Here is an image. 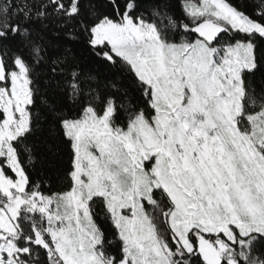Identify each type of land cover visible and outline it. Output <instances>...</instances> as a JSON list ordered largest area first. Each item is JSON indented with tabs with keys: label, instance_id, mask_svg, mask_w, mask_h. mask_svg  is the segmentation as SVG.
<instances>
[{
	"label": "rangeland",
	"instance_id": "374dc122",
	"mask_svg": "<svg viewBox=\"0 0 264 264\" xmlns=\"http://www.w3.org/2000/svg\"><path fill=\"white\" fill-rule=\"evenodd\" d=\"M183 3L191 9L189 15L182 7L193 29L204 37L216 32L222 18L237 22L222 0ZM105 38L150 90L154 114L147 119L138 113L121 129L110 125L112 102L101 115L86 107L80 118L68 120L74 152L70 190L28 191L9 143L20 131L9 130L8 123L29 97L26 68L16 58L8 92L0 85L6 115L0 155L16 172H0V249L11 254L0 264H18L15 253H28L29 244L45 248L49 264H110L97 248L100 234L89 209L95 196L122 242L117 264H173L172 254L190 253L193 239L211 260L213 245L231 235L230 225L264 223V118H245L243 88L229 84L226 71L221 75L229 45L198 36L166 42L153 24L132 23L127 13L119 21L104 20L97 39ZM153 189L162 190L172 207L156 202Z\"/></svg>",
	"mask_w": 264,
	"mask_h": 264
},
{
	"label": "trees",
	"instance_id": "16d2710c",
	"mask_svg": "<svg viewBox=\"0 0 264 264\" xmlns=\"http://www.w3.org/2000/svg\"><path fill=\"white\" fill-rule=\"evenodd\" d=\"M222 1L237 12L248 14L253 12L256 2V0ZM58 2L64 5V11H56L50 0H15V7H22L28 3L34 9L27 24L30 29L28 36L20 34L13 36L8 28L11 22L19 23L23 29L25 24L23 15L12 17L10 10L8 17L0 18V31L7 32V37L0 39V54H3L1 69L7 73L14 70L15 59L19 58L25 65L28 79L31 80L30 87L33 94L31 98L34 100V103L27 108L31 113V132L17 140L14 152L16 158L17 155L19 156V165L22 166L24 175L28 177L26 189L36 190L42 195L62 193L70 190L72 186L74 152L71 141L65 140L60 126L61 120L80 118L86 107H91L97 115H101L109 102L113 105L110 116V125L113 128L125 129L129 121L138 113L147 119L154 114L151 93L146 84L122 58L119 57L116 65L111 66L95 56L87 44L88 36L81 28V21L86 25L95 23L101 17L119 21L125 12L116 15L115 8L120 5L131 7L133 3H137L139 7L134 13L136 22L140 20L153 24L162 40L172 43L181 40L192 42L197 37L193 32L184 30L186 25L193 29V24L181 7V0H111V5L110 0H80V12L74 16L67 15L75 6L74 0H58ZM43 4L49 6L44 9L45 17L39 19L35 13L40 11ZM3 6H5L3 0H0V7ZM24 10L27 11V8ZM154 12L158 15H154ZM93 13L96 15L93 16ZM128 17L132 20L131 15ZM238 39L246 40L247 37L238 33L231 35L226 33L215 37L213 43L226 46ZM35 44L42 46V55L45 56L39 64L35 62V53L32 51ZM256 57L258 68L253 74H246L245 80L253 82L257 90L255 93L249 91L246 96L243 89L242 104L245 113H256L264 109L259 86L264 82V41L259 39ZM53 59L60 61L59 66H56L55 74L51 71L54 67L51 63ZM73 70L80 73L76 77L80 94L70 100L68 93L72 91L69 84ZM89 76L95 79L86 80L85 78ZM252 97L256 100L255 107L250 106ZM42 99L47 103H43ZM27 148L32 149L31 153L26 150ZM29 156L32 158L31 162ZM152 195L156 202L165 205L166 208L172 207L162 190L153 189ZM145 208L149 209L147 204ZM89 209L100 234L97 247L99 253L106 262L117 264L123 257L122 242L102 198L92 197L89 201ZM158 219L166 225L167 234L172 235L166 217L162 216ZM193 244L196 245L194 239ZM29 245L27 255L16 256L18 264H49V256L45 248ZM183 253L182 257L179 254H172L173 264H177L178 261L180 264L184 261L187 264H202L199 255L184 251ZM54 258L56 259L55 256ZM257 264H260V261H257Z\"/></svg>",
	"mask_w": 264,
	"mask_h": 264
},
{
	"label": "snow or ice",
	"instance_id": "6c2138e0",
	"mask_svg": "<svg viewBox=\"0 0 264 264\" xmlns=\"http://www.w3.org/2000/svg\"><path fill=\"white\" fill-rule=\"evenodd\" d=\"M5 6L0 7V18L8 17L9 11L11 10L12 17L17 15H23L25 19V24L23 29H21V25L19 23L12 24L9 22L8 28L12 32V35L15 36L17 34L28 36L30 35V29L27 24L31 19L34 9L31 4L25 3L22 7H15V0H3ZM52 6H54L56 11H64V5L59 3L58 0H50ZM80 0H74V7L68 11L67 15L74 16L80 12L79 7ZM111 5V0H110ZM48 4H43L40 7V11L36 12L35 15L39 19H43L46 15L44 9L47 8ZM139 7V4L133 3L129 8L125 5H120L115 8L116 15H120L121 12H125L128 15L132 16V23L136 22V16L134 15L135 9ZM181 7H184L185 10L191 15V9H188L183 0H181ZM27 8V11L24 9ZM235 14L236 21L233 22L229 18L224 19V23L217 26L216 32L213 33L212 36L204 37L201 33L196 32L195 29L190 28L189 26H185V31H191L193 34L197 35L201 39H207L210 43L213 42L214 38L219 35L238 33L244 37H247L246 40L238 39L235 40L234 43L226 47L224 53L223 64L225 68L221 71V75H224V71L228 73L225 77V80L232 84L234 81L236 82L235 86L245 89V95L251 93H255L257 90V86L253 84L251 81L245 80L246 74H253L258 68V62L256 57V48L257 41H264V0H256L253 6V12L251 14L244 12H237L234 8L232 9ZM154 15H158V13H153ZM93 16L96 14L93 13ZM109 17H101L95 23L91 25H86L81 21V28L87 34L88 40L87 44L93 50L95 56H97L104 63L115 66L118 62L120 54L113 50L111 44L105 38L104 40L97 39V29L98 27H103L104 20H109ZM46 27V25H44ZM7 37L6 31H0V39H4ZM42 39V38H41ZM127 40V37H124ZM183 39V37L181 38ZM135 43V41H133ZM32 51L35 53V62L37 64L41 63L45 56L42 55V46L40 44H35L33 46ZM215 51V49H213ZM2 57L3 54H0V66H2ZM51 63L54 65L51 71L53 74L56 73L57 67L60 64L59 60L53 59ZM64 70L61 68V72ZM80 73L76 70H73L70 74L71 83L69 87L72 89L68 93V98L70 100L75 99L80 94V86L76 81V77H78ZM86 80H93L95 77L89 76L85 78ZM10 81L8 79L7 71L4 72L3 77H0V85H3V91L5 93L8 92V85ZM31 80L27 81V92L29 93V97L27 99L25 107L16 111L13 114L11 122L8 123L9 130L13 128H18L20 131V135L15 136L9 143L13 147V151H15V145L17 140L21 138V136H26L31 132V113L27 110L29 106L34 103V100L31 98ZM260 93H261V103H264V82L260 85ZM18 95L22 94V92H18ZM43 103H47L46 100L42 99ZM250 106H256L255 97H252L250 100ZM245 115V118L251 120L254 116H259L260 118H264V111H259L258 113H248ZM57 115H59L57 113ZM21 119L23 121L21 125ZM6 121L5 110L2 105H0V122ZM71 122L68 120H61L60 126L63 130V134L65 140L71 141V136L68 132V126ZM2 127V125H0ZM2 145V142H0ZM29 153H31L32 149H26ZM4 151L2 146H0V152ZM29 160L31 162L32 158L29 156ZM17 163H19V156L17 155ZM21 171L23 172V168L21 166ZM0 172H4L7 175L15 176L16 172L13 169L12 165L8 162V158L4 155H0ZM25 180H28L27 175L25 174ZM229 232L231 235L225 234L223 242H217L216 245H213L214 251L216 255L213 259H209L202 252H200L195 244H193L192 249L190 250V254L194 253L201 257L202 264H257V261H260V264H264V223H253L249 222L247 227H242L239 224H232L229 226ZM219 235V233H217ZM175 243V241H174ZM171 251V250H170ZM179 254L181 257L183 256V251L181 249H177L176 253L173 255ZM27 252H17L15 256L19 257L21 255H27ZM11 255L7 251L0 249V259L5 258ZM115 259V258H113ZM180 264V261L177 262ZM183 264H187L186 261Z\"/></svg>",
	"mask_w": 264,
	"mask_h": 264
},
{
	"label": "water",
	"instance_id": "95a60500",
	"mask_svg": "<svg viewBox=\"0 0 264 264\" xmlns=\"http://www.w3.org/2000/svg\"><path fill=\"white\" fill-rule=\"evenodd\" d=\"M0 69H1V66H0Z\"/></svg>",
	"mask_w": 264,
	"mask_h": 264
}]
</instances>
